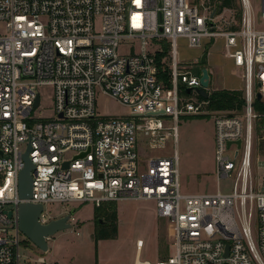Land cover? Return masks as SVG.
<instances>
[{
	"label": "built area",
	"instance_id": "2783aa9c",
	"mask_svg": "<svg viewBox=\"0 0 264 264\" xmlns=\"http://www.w3.org/2000/svg\"><path fill=\"white\" fill-rule=\"evenodd\" d=\"M220 6L221 0H0V264H30L19 260L20 202L40 204L38 222L46 225L52 204L98 208L125 200L152 201L157 217L173 224L172 253L141 264H264V178L255 189L248 170L252 122L261 117L257 94L264 104V30L254 29L249 0H239L238 21ZM259 14L264 25V0ZM178 38L201 50L224 40V56L243 71L242 116L209 109L208 88L207 99L181 93L201 88L202 74L179 72L187 67L177 59ZM158 54L167 84L158 79ZM43 86L53 89L54 117L37 121L32 112ZM97 93L126 106L128 115L101 119ZM185 115L211 117L214 174L217 181L234 177L231 192L180 193L178 156L164 151L169 140L176 143ZM139 145L159 153L142 160ZM28 146L32 196L20 201ZM142 248L137 240L136 251ZM31 262L59 264L43 256Z\"/></svg>",
	"mask_w": 264,
	"mask_h": 264
},
{
	"label": "rangeland",
	"instance_id": "374dc122",
	"mask_svg": "<svg viewBox=\"0 0 264 264\" xmlns=\"http://www.w3.org/2000/svg\"><path fill=\"white\" fill-rule=\"evenodd\" d=\"M249 1L254 14V29L264 30L259 16L261 0ZM230 10L235 20L238 21L241 15L239 0H234V6ZM223 15L227 19L230 17V12L225 10ZM207 47H204V50L191 48L185 39L178 38L176 40L177 59L181 66L187 67V69H180L179 72L189 71L198 76L201 69L206 68L210 76L208 85L210 92L214 91L213 87L228 91L243 90V71L236 68L233 61L224 56V40L217 38ZM204 52H207L206 64L194 65V61L198 60ZM38 92L40 103L39 107L32 112V117L37 121L52 119L54 117L52 87H40ZM261 104L264 106L263 103ZM95 110L101 119L128 115L126 106L100 93L95 96ZM225 113L232 112L225 111ZM233 113L242 116L241 110ZM256 113L261 114V117L252 122L248 170L255 189H261L264 178L262 170L264 166V109ZM177 131L176 143L169 140L164 153L172 155L175 152L178 156L180 193L184 195L213 194L217 191L231 192L234 177L217 181L214 174V125L211 117L180 116ZM144 152L145 149L139 145L137 153L142 160L153 158L159 153L158 151ZM242 156L243 149L233 161L239 165ZM113 203V210L116 213V237L113 240H101L97 243L93 239L95 224L93 204L86 202L67 206L49 205L47 210L54 216L53 219L75 210L71 216V228L58 232L47 241L49 250L46 254L40 253L21 234L20 239L23 242L19 246L20 262L27 260L33 264L31 260L43 256L47 261L59 264H134L137 240L143 243L139 256L141 262L162 261L172 253L173 224L168 219L157 217L152 201L125 200ZM250 226L253 240L256 242L257 223L253 213Z\"/></svg>",
	"mask_w": 264,
	"mask_h": 264
},
{
	"label": "water",
	"instance_id": "95a60500",
	"mask_svg": "<svg viewBox=\"0 0 264 264\" xmlns=\"http://www.w3.org/2000/svg\"><path fill=\"white\" fill-rule=\"evenodd\" d=\"M220 1V0H217ZM213 13L211 14V16ZM207 52L201 54L199 58V63L204 65L206 63ZM201 77L200 84L201 88H187L183 87L182 90L186 94H190L192 91H195L201 98L207 99L208 94L205 89L208 88L209 85V74L206 68L201 69ZM256 100H260V95H256ZM39 102L38 96L36 97L34 108L37 107ZM237 146H239L240 142H236ZM230 146V143L228 144ZM30 147H27L26 152L22 155L24 167L20 171L18 175V199L20 201H26L31 199L32 196V177L31 172L34 170L33 165L31 164L28 158V151ZM66 167L67 164L65 163ZM42 212V206L40 204H32L28 202H20L18 204V228L19 231L25 236V238L34 245L37 250L46 254L49 250L47 241L56 235L58 232H62L71 228V216L75 213V210H72L70 213L61 216L59 218H55L51 220L46 225H41L38 222V217ZM227 249H225V256L227 255Z\"/></svg>",
	"mask_w": 264,
	"mask_h": 264
},
{
	"label": "trees",
	"instance_id": "16d2710c",
	"mask_svg": "<svg viewBox=\"0 0 264 264\" xmlns=\"http://www.w3.org/2000/svg\"><path fill=\"white\" fill-rule=\"evenodd\" d=\"M234 0H221L220 8H233ZM163 54L156 56L157 65L159 66L158 79L167 84L168 72L165 67L161 68V58ZM182 94H186L184 91ZM208 108L211 110L236 112L240 111L243 105L242 92L241 91H228V90H214L210 92L208 97ZM255 111L263 110L264 106L255 101ZM113 202L103 203L98 208H94V230L93 239L97 243L101 240H112L116 237V213L113 210Z\"/></svg>",
	"mask_w": 264,
	"mask_h": 264
},
{
	"label": "crops",
	"instance_id": "0c3cea01",
	"mask_svg": "<svg viewBox=\"0 0 264 264\" xmlns=\"http://www.w3.org/2000/svg\"><path fill=\"white\" fill-rule=\"evenodd\" d=\"M239 69V68H238ZM208 74H209V72H208ZM243 76V75H242ZM209 81H210V76H209ZM243 82H244V80H243ZM244 89V88H243ZM213 90H220V89H217V88H214L213 87ZM222 90V89H221ZM230 91H235V90H230ZM236 91H242V90H236ZM73 220H75V219H73ZM74 222V221H73ZM75 228H76V226H75ZM113 240V239H112ZM101 242V241H100ZM140 254H141V251L138 253L137 251H136V249H135V259H134V264H141V261L139 260V256H140ZM168 256H169V254H168ZM167 256V257H168ZM158 262V261H157ZM156 263V262H155Z\"/></svg>",
	"mask_w": 264,
	"mask_h": 264
},
{
	"label": "flooded vegetation",
	"instance_id": "af4514ba",
	"mask_svg": "<svg viewBox=\"0 0 264 264\" xmlns=\"http://www.w3.org/2000/svg\"><path fill=\"white\" fill-rule=\"evenodd\" d=\"M206 62H207V56H206ZM206 64V63H205Z\"/></svg>",
	"mask_w": 264,
	"mask_h": 264
}]
</instances>
